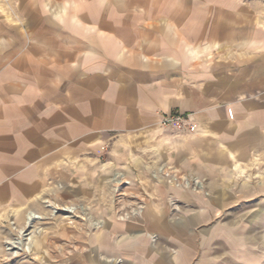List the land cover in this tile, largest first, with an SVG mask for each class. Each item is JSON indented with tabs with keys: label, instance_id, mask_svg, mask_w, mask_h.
<instances>
[{
	"label": "crops",
	"instance_id": "1",
	"mask_svg": "<svg viewBox=\"0 0 264 264\" xmlns=\"http://www.w3.org/2000/svg\"><path fill=\"white\" fill-rule=\"evenodd\" d=\"M170 110L196 132L162 126ZM124 166L154 200H199L197 224L214 214L207 199H249L248 223L212 227L248 232L233 263L264 264V0H0V264L9 222L45 199L91 202ZM157 205L145 228L180 233ZM136 238L124 252L138 263L226 262L194 261L209 239L174 255Z\"/></svg>",
	"mask_w": 264,
	"mask_h": 264
},
{
	"label": "rangeland",
	"instance_id": "2",
	"mask_svg": "<svg viewBox=\"0 0 264 264\" xmlns=\"http://www.w3.org/2000/svg\"><path fill=\"white\" fill-rule=\"evenodd\" d=\"M133 153L136 154L137 151H129L128 154L131 156ZM128 158L130 159V157ZM123 176V183L111 181L109 192H98L97 198L91 202L82 199L78 203H64L55 198L47 199L43 203L42 209L36 211L42 214V218L33 220L32 226L26 230L28 233L24 241L26 246L29 243L28 248L15 252L16 248H6L9 244L5 242V264H148L146 261L136 262L133 259V251L124 252L127 250L128 243L132 244L131 242L136 241L138 235L149 237L157 249L161 248L159 243L166 242L167 245L169 243L170 246L167 248L174 255L178 253L179 246L182 244L188 245L191 240H193L192 243L197 241L201 244L202 240L209 239L208 246L199 245L195 248L194 261L205 250L214 257L217 254H224L226 256L225 264H248L247 262H232L234 249L238 254L243 251L247 253L248 232L218 231L213 229L212 224L216 222L248 223L249 199H223L221 204L207 199L205 201L208 203V209L214 214L197 224L192 218L195 217L194 212L199 210V200H187L169 195L166 198L154 200L150 197V191L146 186L137 182L134 167L124 166ZM197 187L198 185L195 183L190 185L194 191ZM155 204L162 207V210L165 209L167 213L164 217L171 225L173 224L172 227L175 225L183 227L180 233L174 230L159 234L158 230L148 231L145 228L146 216L144 217L142 212L146 208H154ZM66 205L75 206L74 211L69 214L70 216L64 215L67 213L64 210ZM219 205L222 206L217 209ZM51 206L56 207L52 213ZM24 219L18 224L9 222L8 230L10 232H6L4 237L6 240L14 239L19 235V231L15 230L14 226L17 229L23 227L26 223ZM97 221H101L103 225H94L93 222ZM127 224L133 225V229H127ZM236 234H240L241 239L240 243L234 247L233 238ZM94 235L96 241H90ZM131 235H135V237H131ZM223 235L225 241L224 247H221L215 240L221 239ZM58 256L66 261L58 262ZM144 256L147 257V253ZM71 258H74L75 261L72 262Z\"/></svg>",
	"mask_w": 264,
	"mask_h": 264
},
{
	"label": "built area",
	"instance_id": "3",
	"mask_svg": "<svg viewBox=\"0 0 264 264\" xmlns=\"http://www.w3.org/2000/svg\"><path fill=\"white\" fill-rule=\"evenodd\" d=\"M162 126L172 129L177 134L190 135L196 132L197 124L191 112H181L179 110H170L160 117Z\"/></svg>",
	"mask_w": 264,
	"mask_h": 264
},
{
	"label": "bare ground",
	"instance_id": "4",
	"mask_svg": "<svg viewBox=\"0 0 264 264\" xmlns=\"http://www.w3.org/2000/svg\"><path fill=\"white\" fill-rule=\"evenodd\" d=\"M45 201H47V199H45ZM50 206V204H47ZM75 206H72V205H66L64 207V210L67 212L66 214H64L65 216H70L69 214L71 212L74 211V208ZM51 209V213L55 211V206H51L50 207ZM38 218H42V214L36 212V211H32V210H29L27 213H26V223L23 227H20L18 229L19 231V235L16 237V238H12V239H9V240H6V242L9 244V246H7L6 248H12V247H15L16 250L15 252H17L19 249H27L28 248V245L26 246L25 244V238L27 237L26 234L28 232H26V230L32 226V221L35 220V219H38ZM94 225H103V223H101V221H97V222H93ZM30 238V236H29ZM31 245V244H30ZM14 252V251H13Z\"/></svg>",
	"mask_w": 264,
	"mask_h": 264
}]
</instances>
